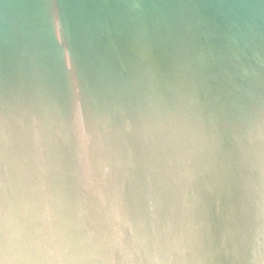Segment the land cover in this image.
Segmentation results:
<instances>
[{
  "label": "water",
  "instance_id": "95a60500",
  "mask_svg": "<svg viewBox=\"0 0 264 264\" xmlns=\"http://www.w3.org/2000/svg\"><path fill=\"white\" fill-rule=\"evenodd\" d=\"M0 264H264V0H0Z\"/></svg>",
  "mask_w": 264,
  "mask_h": 264
}]
</instances>
